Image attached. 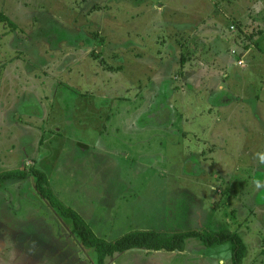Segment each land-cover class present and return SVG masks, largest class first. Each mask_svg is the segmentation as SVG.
<instances>
[{
  "label": "rangeland",
  "instance_id": "374dc122",
  "mask_svg": "<svg viewBox=\"0 0 264 264\" xmlns=\"http://www.w3.org/2000/svg\"><path fill=\"white\" fill-rule=\"evenodd\" d=\"M0 12L17 25L0 20V172L43 171L108 240L229 228L242 264H264V0H0ZM34 182L0 187V264H98ZM186 243L103 264L231 263L230 243Z\"/></svg>",
  "mask_w": 264,
  "mask_h": 264
},
{
  "label": "trees",
  "instance_id": "16d2710c",
  "mask_svg": "<svg viewBox=\"0 0 264 264\" xmlns=\"http://www.w3.org/2000/svg\"><path fill=\"white\" fill-rule=\"evenodd\" d=\"M0 20L8 24L12 29L17 25L3 12H0ZM187 57L183 56V63ZM30 175L35 176V189L48 200L51 206L56 208L64 217L72 220L73 233L81 243L87 247H93L98 252V264H103L105 258L115 253L127 251L133 248H146L154 250H184L186 241L190 237H198L206 246L231 244V263L242 264L246 256L247 246L242 236L229 228L216 231L185 230V231H160L154 229H138L130 231L116 240H108L95 233L88 221L75 209L66 206L57 198L49 187V181L43 171L36 167H24L23 169L7 170L0 172V187L8 180H25Z\"/></svg>",
  "mask_w": 264,
  "mask_h": 264
},
{
  "label": "crops",
  "instance_id": "0c3cea01",
  "mask_svg": "<svg viewBox=\"0 0 264 264\" xmlns=\"http://www.w3.org/2000/svg\"><path fill=\"white\" fill-rule=\"evenodd\" d=\"M259 40V39H258ZM260 41V40H259ZM253 43H252V40H251V46L249 47L251 50L253 49ZM248 48V49H249ZM247 49V50H248ZM227 57H229V62H228V60H226V62L227 63H225L224 62V64L223 65H229V63L231 64V66L233 65H235L234 64V62H237V64H238V61L240 60V56H237V55H232V54H229ZM227 57L226 56H224V59H227ZM199 60H200V58H199ZM198 63H201V61H199ZM205 63V62H204ZM222 65V66H223ZM199 66V65H198ZM224 67V66H223ZM196 73V72H195ZM226 88H227V86H225L224 84H222V85H219L218 87H217V91H215L216 89H214V91L215 92H217L218 94L219 93H222V99L224 100V96H223V93L225 92V90H226ZM211 91H213L212 89H211ZM200 92V91H199ZM194 96H195V93H194ZM193 96V97H194Z\"/></svg>",
  "mask_w": 264,
  "mask_h": 264
},
{
  "label": "built area",
  "instance_id": "2783aa9c",
  "mask_svg": "<svg viewBox=\"0 0 264 264\" xmlns=\"http://www.w3.org/2000/svg\"><path fill=\"white\" fill-rule=\"evenodd\" d=\"M236 52V50H233V53H235ZM242 61H240V63H241Z\"/></svg>",
  "mask_w": 264,
  "mask_h": 264
}]
</instances>
